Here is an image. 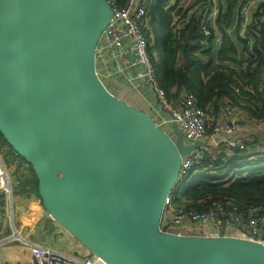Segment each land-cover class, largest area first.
<instances>
[{"label":"water","instance_id":"95a60500","mask_svg":"<svg viewBox=\"0 0 264 264\" xmlns=\"http://www.w3.org/2000/svg\"><path fill=\"white\" fill-rule=\"evenodd\" d=\"M112 16L109 0H0V132L44 208L108 264H264L258 241L161 230L183 155L206 142L107 88L96 51Z\"/></svg>","mask_w":264,"mask_h":264},{"label":"built area","instance_id":"2783aa9c","mask_svg":"<svg viewBox=\"0 0 264 264\" xmlns=\"http://www.w3.org/2000/svg\"><path fill=\"white\" fill-rule=\"evenodd\" d=\"M109 2L113 8V16L101 36L96 51L97 72L101 79L114 78L116 82H120L121 80L118 79L120 77L122 82L131 88L149 87L152 90L151 99L146 100L148 107L145 111L163 130L175 139L176 134L172 129L175 120L182 129L187 144L191 145L199 140L206 142L183 155L178 183L192 173H197L195 169L202 161L208 156L217 155L223 146L229 149L248 148L250 141L246 137L260 136L264 132V119L252 118L243 107L230 99L221 102L220 107L209 106L206 109L199 105L194 92L182 89L175 103L168 101L148 50V38L153 36L148 15V6L152 1L127 0L124 5H119L114 0ZM182 3L189 8L183 18L174 25L176 34L180 35L189 19L197 13L203 25L211 21L215 42L218 48H221L224 36L216 23L220 11L218 0H183ZM262 4L264 0H242L237 8L236 19L228 29L230 37L237 36L246 43L254 58L257 57L254 51L255 26L264 20ZM205 34H209V30L205 31ZM98 60L101 64H98ZM112 61L116 64H110ZM219 63L236 67L230 60ZM246 67L247 64L242 65V68ZM260 74L261 89H264V66L260 69ZM234 89L237 94L241 92L240 85H236ZM163 105L171 109L174 116L168 114L163 109ZM242 132L247 134L245 138L236 137ZM0 173L2 174L0 194L5 196L7 208L9 206L12 208L15 183L13 186L11 172L1 154ZM160 228L177 234L201 236H220L223 231L226 236L243 237L264 244V208L253 206L243 212L238 204L232 201L216 199L203 209H187L174 204L171 192L165 201ZM14 231L18 230L14 229ZM13 234L1 238L0 246L20 240L28 251L17 248L12 250L5 264H108L90 251L85 254L71 253L52 244L29 240L19 232L16 236Z\"/></svg>","mask_w":264,"mask_h":264},{"label":"trees","instance_id":"16d2710c","mask_svg":"<svg viewBox=\"0 0 264 264\" xmlns=\"http://www.w3.org/2000/svg\"><path fill=\"white\" fill-rule=\"evenodd\" d=\"M114 1L119 5L127 2ZM151 1L148 15L153 36L148 38V50L168 101L175 103L181 90L186 89L197 95L203 108L220 107L221 102L230 99L252 118L264 119V89H261L260 74L264 66V20L255 26L254 51L257 57L254 58L243 40L227 33L242 0H218L220 11L216 23L224 36L221 48L215 42L211 21L203 25L197 13L189 19L181 34H176L174 25L189 8L184 6L183 0ZM261 7L264 9V4ZM208 30L209 34H205ZM237 42L242 44L243 58H239ZM161 50L163 54L160 56ZM228 60L236 67L219 63ZM243 64L247 67L242 68ZM236 85L241 86L239 94L235 93ZM255 137L261 138L259 135ZM4 145L10 147L7 157L1 154L6 166L12 169V174L18 172L14 195L25 199L22 206L33 214L32 202H42L37 176L32 166L15 152L0 132V152ZM256 145H259L258 141L252 140L244 149L223 146L217 155L206 157L195 169L197 173H192L173 188L174 204L187 209H203L214 200L222 199L238 204L243 212L253 206L264 208V151L259 152ZM191 176L193 181L188 184ZM182 198L186 199L185 203L181 202ZM6 212L5 196L0 194V220H4ZM44 226L52 232L55 221L49 220Z\"/></svg>","mask_w":264,"mask_h":264},{"label":"rangeland","instance_id":"374dc122","mask_svg":"<svg viewBox=\"0 0 264 264\" xmlns=\"http://www.w3.org/2000/svg\"><path fill=\"white\" fill-rule=\"evenodd\" d=\"M236 15H237V9H236L234 21L236 19ZM206 19H208V16L206 17ZM227 33H230L228 31V28H227ZM237 48L239 50V58H243L242 44L237 42ZM161 54H163V50H161L160 56ZM260 136L261 138L255 137V135H252L251 137H253L252 139H254L255 141H258L259 145H256L257 146L256 148L260 150L259 152H263L264 150L261 149V147L264 148V132H262ZM9 150H10V147L8 145H4L3 150L0 152V154L2 155L5 154V156L7 157L8 156L7 153L9 152ZM12 167H16V166L12 164ZM9 170L11 172L12 169L9 168ZM17 175H18L17 171L13 172V174L11 172L10 176H11V181H12L13 186H14V182L17 183V180H16V178H18ZM1 176L2 174L0 173V180H1ZM192 181H193V176L189 178L188 184L191 183ZM185 200H186L185 198H182L181 202L185 203ZM13 209L15 210V206L13 207ZM8 211L10 214H8ZM10 217H12V211L10 208H7V212L5 213L4 220H0V239L12 235L14 232V229L16 228L18 232L21 233V235H23L24 237L32 241H42V242L48 241V243L49 242L53 243L52 246L63 249V250H67L71 253H81V254L84 253L85 254L89 252V249L86 246H84L81 243V241H79L66 228H64L61 224H59L55 220H54L55 225H56L54 229L56 230L55 232L44 230L43 229L44 223H46L49 220H44L43 222L41 220V225L36 224L33 228L35 232L29 235L28 232L30 231V226L28 228V225H25L26 220H13V218H10ZM25 226L27 227L26 230L24 229ZM16 248L19 250L23 249L26 252L28 251L27 249H25V246L20 240L10 241L8 243H4L3 245H1L0 246V264H5V262L8 259L9 253L12 250H16Z\"/></svg>","mask_w":264,"mask_h":264},{"label":"crops","instance_id":"0c3cea01","mask_svg":"<svg viewBox=\"0 0 264 264\" xmlns=\"http://www.w3.org/2000/svg\"><path fill=\"white\" fill-rule=\"evenodd\" d=\"M98 64H101L99 62V60H98ZM110 64H116V63L112 61V62H110ZM98 68H99V66H98ZM134 70H132V72H134ZM118 79L121 81L116 82L115 81L116 79H114V78H111V79L106 78V79H103V81L106 84L107 88L109 90H111L114 94H116L118 97L125 99L129 104L135 106L136 108H139L142 110H147L148 106H147L146 100L151 99L152 90L146 86H145V89H144V87L140 88V89H137V88L135 89L133 87L131 88L122 82L123 81L122 78L118 77ZM246 136H247V134L245 132H242L241 134L236 135V137H240V138H245ZM246 138L247 139L249 138L248 141L254 140V139H252L253 137H250V135ZM250 138H251V140H250ZM2 159H3V156H2ZM24 200L25 199L14 197L13 207L15 206V210L13 209V207L11 208L9 206V208L12 211V216H13L10 218H13V220H26L25 225H28V228L30 226V231L28 232L29 235H31L35 232L33 228L36 224L41 225V220H42V222L44 220H54L48 214V212L44 208L43 203L41 201L36 200L35 202H32L33 203V214H31L29 209L22 206ZM14 211H15V213H14ZM8 214H10L9 211H8ZM43 227H45V226H43ZM24 229L26 230L27 227L25 226ZM43 229L46 230L45 228H43ZM46 231H48V230H46ZM55 231L56 230H54L52 232H55ZM44 243L53 244L50 242L48 243V241H44Z\"/></svg>","mask_w":264,"mask_h":264},{"label":"bare ground","instance_id":"6f19581e","mask_svg":"<svg viewBox=\"0 0 264 264\" xmlns=\"http://www.w3.org/2000/svg\"><path fill=\"white\" fill-rule=\"evenodd\" d=\"M18 235V234H15V236Z\"/></svg>","mask_w":264,"mask_h":264}]
</instances>
